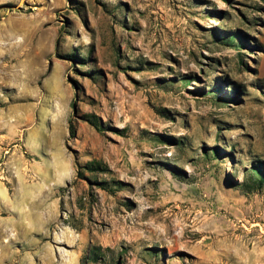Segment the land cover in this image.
Returning <instances> with one entry per match:
<instances>
[{
  "label": "rangeland",
  "instance_id": "1",
  "mask_svg": "<svg viewBox=\"0 0 264 264\" xmlns=\"http://www.w3.org/2000/svg\"><path fill=\"white\" fill-rule=\"evenodd\" d=\"M92 246L264 264V0H0V264Z\"/></svg>",
  "mask_w": 264,
  "mask_h": 264
},
{
  "label": "trees",
  "instance_id": "2",
  "mask_svg": "<svg viewBox=\"0 0 264 264\" xmlns=\"http://www.w3.org/2000/svg\"><path fill=\"white\" fill-rule=\"evenodd\" d=\"M86 120L93 126L99 128L100 122L95 115L88 114L85 115ZM70 138L76 137L77 129L73 121L70 122ZM110 171L109 167L98 160H92L87 162L84 166L79 167V178H83L84 172L90 173H108ZM259 186L262 185V180L258 181ZM104 186V185H102ZM111 253L113 251L110 248L96 247L92 246L85 257L83 258V264H101V263H109L112 261Z\"/></svg>",
  "mask_w": 264,
  "mask_h": 264
}]
</instances>
